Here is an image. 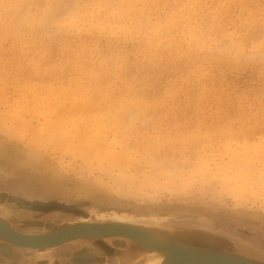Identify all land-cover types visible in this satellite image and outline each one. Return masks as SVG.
Returning <instances> with one entry per match:
<instances>
[{"label":"rangeland","instance_id":"obj_1","mask_svg":"<svg viewBox=\"0 0 264 264\" xmlns=\"http://www.w3.org/2000/svg\"><path fill=\"white\" fill-rule=\"evenodd\" d=\"M71 2L75 4V8L72 7L75 11L69 13ZM64 5H61L63 9L60 6V12L67 7V14L59 12L52 20L48 18L43 22L52 8L53 12L57 9L53 0H0V140L7 146L0 149V205L7 211L12 225L17 230L38 231L41 227L64 225L66 221L63 219H72L90 210L107 212L120 208L128 212L126 208L129 206L118 203L115 195L107 191L115 185L111 178L96 169L93 159L94 163H90L95 169L89 168L87 163L85 165L77 153L73 156L79 158L72 159V151L60 154L41 149L46 157L43 160L62 158L66 164L70 161L77 165L74 164L76 168L71 177L59 174L70 183L66 189L36 193L41 188L40 179L45 170L21 161L18 152L26 142L9 133L14 131L13 127H18L14 120L11 124L12 115L41 111L40 106L39 109L37 106L31 108L33 103L28 87L44 85L41 95L47 93L49 96L52 89L57 91L60 86L77 83L82 86L89 81L88 85L95 89L121 90L135 103L140 100L143 107L148 104L154 107L143 112H116L111 115L107 112V99L100 98V103L106 106L103 109L104 105L100 104L99 114L92 113L95 117L92 114L79 115L84 122L96 117L97 122L106 121L105 128H112L115 124V129L127 137V150L139 161V167L127 165L125 168L133 182L123 185L132 196L131 199L126 197L131 203L143 202L138 204L144 210L154 208L152 210L162 217L184 220L187 224H195L199 220L212 221L218 229L264 250V191H259L254 185V193L245 188L247 193L239 195V191H244L233 190L239 182L238 177H232L236 171L233 169L222 178L223 175L213 165L217 157H221L219 153L228 155L227 149L243 141L252 146L255 144L254 148L260 144L264 147V0H69ZM18 17H23L20 18L21 26L14 25ZM72 21L82 25L79 31L72 29L69 23ZM174 22L181 24L177 27ZM86 27L89 30H84ZM117 27L123 28L125 34L115 32L119 29ZM154 34L158 36V45L161 44L157 50L150 44V35ZM164 39L172 44L170 49L166 48L169 44L164 46ZM181 39L187 46L183 45V53L175 44ZM234 48L240 54L239 63L236 62L238 56L231 54V58L229 55ZM185 49L190 51L189 54ZM234 59L236 61L232 63ZM125 64L128 69H124L126 74L123 73L122 77ZM31 116L35 121L39 117L38 121L43 120L42 115H37L38 118L36 114ZM141 118L143 121L139 128ZM35 121L32 120L34 124ZM236 141L239 142L236 144ZM226 142L232 143H228L231 148ZM225 145H228L227 149L223 148ZM153 147L157 156L156 153L154 156L155 150H151ZM222 149H226L225 153ZM197 151L199 153L194 156ZM215 151L219 152L218 156ZM162 153L164 155L160 157ZM224 155L218 159L221 165L231 157ZM177 158L182 161L177 162ZM186 159L189 163L185 162ZM200 160L201 164L197 163ZM175 163L185 167L179 168L180 171ZM170 164L177 168L171 169ZM207 165L209 167H205ZM175 169L177 174H182H175L178 179L172 173ZM115 170L114 174L118 172ZM200 171L207 172L203 179L197 177ZM147 172L152 173L151 176ZM184 172L192 179L185 182ZM146 175L149 188L143 177ZM135 178L142 180L143 185ZM154 181L155 185L152 184ZM103 182L112 186H105ZM32 189L36 192L33 193ZM52 203H60V207L66 209L41 211L31 206ZM36 227L38 229H34ZM89 241L79 246L78 240L69 241L46 253H32L14 246L5 251L1 249L0 264H89L98 258L104 260L105 257L99 253L94 255L88 244L105 240L100 239L98 243ZM111 242L115 244L117 241ZM63 247L69 250L66 252ZM86 253L91 256L84 257Z\"/></svg>","mask_w":264,"mask_h":264},{"label":"bare ground","instance_id":"obj_2","mask_svg":"<svg viewBox=\"0 0 264 264\" xmlns=\"http://www.w3.org/2000/svg\"><path fill=\"white\" fill-rule=\"evenodd\" d=\"M53 1H54V3L57 4V6L55 7L57 9L53 12L54 8H52L53 10L50 12L48 17L45 16L42 19L43 22L46 20L48 21V18L51 19V18H54L53 16L59 15V12L61 11L60 6L67 3L69 0H53ZM68 4H70V3H68ZM68 4H66V5L68 6ZM72 4H70L71 8H69L70 6L68 7L69 13H72L75 11L73 9V8H75V4H73V6H72ZM63 7H65V5ZM61 8H62V6H61ZM66 9H67V7H66ZM66 9H65V11L63 10L62 12H65L67 14L66 11L68 9L67 10ZM62 12H60V13H62ZM65 13H64V15H65ZM20 18L23 19V17H18L16 19V21H14L15 26H21V24H20L21 19ZM69 23H70V26L72 27L73 30L79 31L81 29V26H82L81 24H77V22H73V21L69 22ZM174 23H176V22H174ZM180 24L181 23H179L178 25H180ZM176 25H177V23H176ZM178 25H177V27H178ZM39 26H41V24H39ZM33 28L35 29V27H33ZM117 28H119V29L115 30V32H121V33L125 34V30L123 28H121V27H117ZM145 28H146V26H145ZM87 29L89 30L88 27H86L84 30H87ZM177 30H178V28H177ZM195 33H198V32L195 31ZM198 34H200V33H198ZM150 36L152 39V41H150V44L153 46V48H155L157 50L158 46L159 45L161 46V44L158 45V42H159L158 36L156 34L150 35ZM197 36H199V35H197ZM189 38H192V37H189ZM164 41H165V39H164ZM181 41L184 42L182 39L177 41V42H181ZM174 42H173V44H174ZM177 42L175 44L180 46V47L178 46L177 49H179V51H182V53H183L184 52L183 45H184V47L187 48V46L185 45V42H184V44H181L182 42L180 44H177ZM169 43L170 42L165 41L164 46L166 47L167 44H169ZM175 44H174V46H175ZM170 45H172V44H169L168 47H166V48L170 49L169 48ZM192 45H193V43H192ZM160 46H159V48H160ZM165 47H164V49H165ZM171 47H173V46H171ZM218 48H220V47H218ZM236 49H239V48H236ZM162 50H163V48H161L160 52H162ZM185 50H187L186 53L188 52V54H189L190 51H188V49H185ZM166 51L167 50H165V52ZM160 52H159V54H160ZM159 54L157 53V55H159ZM231 54L232 55L234 54L233 56L236 58L238 55H240V54H238V52L236 53L235 48H234V51L232 49V52L229 53L230 57L232 56ZM206 56L208 57V55H206ZM245 56H248V55L246 54ZM192 57H193V55H192ZM240 58H241V56H240ZM238 59H239V56L237 58V61L234 59V60H232V63H233V61L238 62L239 61ZM125 68L128 69L127 64H125L124 67L122 68L123 72H122V70H119V73L122 72L121 74H123V73L126 74L125 70H124ZM96 69H98V68H96ZM124 74L121 76L123 77ZM84 78H86V77H84ZM109 80L110 79L106 80V82ZM87 82L88 83H86V85L84 84L82 86H79L78 83L76 85H68L66 87L60 86L57 91L52 89V92L49 94V96L47 95V93H45L47 96L41 95L42 94L41 92H44L43 91L44 85L43 86L32 85L31 87H28L29 96L31 97V102L33 103V106L31 105V108L32 107L34 108L36 106L37 107L40 106L41 111H40V113L32 111L33 113L30 112L31 113L30 115L26 114L25 112L12 115V116H14L13 117L14 119L11 120V124H12V121L14 120L13 122L14 123L17 122L16 125L18 127L20 125L21 128H18V127L16 128V126H15V127H13L14 131L11 132L12 130L11 131L9 130L10 131L9 133L15 135L16 139H19L21 141L26 142V145H23L22 146L23 148H21L18 152V156L21 158V161L25 162L24 164H29L31 166L32 165H38V168L40 167L41 169L45 170V172H44L45 175L42 174L43 177H42V179H40L41 180V188H38L37 192H36V189H32L33 193L36 192V193L45 194L43 192L44 190H45V192H47L50 190L53 191V190L59 189L62 191L64 189H66V186L70 183L67 182V180L65 178L62 179L61 175H59V174L63 173L65 176L67 175V176L71 177V174L74 173V171H73L74 168H76V166L74 165L76 163H72V162L68 161L66 164V162H64V160L62 158H58V159L50 158V160H48V159L43 160L46 157L43 156L44 153L42 152V150L44 152H46V150L47 151L50 150L53 153H57V151H58L60 154H63L65 151L66 152L72 151V159L76 158L79 155V157L82 158V159L80 158V160L81 161L84 160L83 163L85 165L87 163L89 168L94 163L92 161V159H93L97 165L96 169H99L101 172L104 171L107 174V176L109 178H111V180L113 181L112 183L115 184L112 189L108 188L107 191L115 195V200L118 203L121 202V205L129 206V208H126V210L128 212L122 211V210H120V208L119 209H110L107 212L90 210V212H86V214H80L79 216H76L75 218L66 219V220L63 219L64 221H66V223L64 225L67 224V225L72 226V227H75L76 225H83V224H95V225H97V228L100 230V229L105 228V226H108V227L127 226L128 228L131 229V231L132 230L134 231V233L132 235H130L129 237L128 236H121V235L120 236H112V237L111 236L110 237H93L92 234H88L91 232H84L81 236H79L77 238V240L79 241V243H77L78 246L83 245V243H85V241H87V240H90L89 242L98 243V240H100V239L107 240L109 238H114V237L117 238V242L115 244H111L110 242L106 243V241H100L101 243H98V244H93V245L91 244L90 245L91 250H93L94 247L97 245V246H102L103 250H105V249L108 250L110 247H112L110 250L112 251V253H113V251L115 253L105 254V255H103L105 257L104 260H102V258H98V259L93 260L89 264H169L171 262V258L174 259V257H173L174 255H177L178 253H184L188 249L191 250L193 248H196V246L193 243H195L196 245H202V244L204 245L203 242L209 241L210 243L208 242L209 244L207 243L206 245H208V246L213 245L214 248L217 250L225 247V246L219 247L218 245H216V244H219L221 241L220 242L218 241V243L216 241L213 242L214 236L208 234L210 232L208 228L204 229V231L193 230L191 228H188L186 225H181V224L175 223L174 219H172V218H169V217L166 218L164 216L162 217L160 214L155 213L154 212L155 210L154 211L152 210L154 208H151L149 210H147L148 209L147 208L146 210H144L145 208L140 207V205L138 204V203H143V202L135 200V202L137 201L138 203L133 204L128 200V198H126V197H130V199H131L132 196H129V191L125 190V187L123 186L124 184H127V182L130 181L129 173H127V170L125 168L127 165H131L134 168L139 167L138 166L139 161H137V159L129 152V150H127V137L124 134H120L121 131L119 132L118 129H115V124H114V127L112 126V128L111 127L109 128L108 126L105 128L104 126H106V125H104V123H106V121H104V123L101 121L97 122L98 121L96 119L97 117L94 118L95 116L92 113H96V112L100 111V109L104 105V103H102L103 105L100 103V100H99L100 98L107 99L106 101H108V105H109V109L107 110V112L111 113V115H112V113H116V112H119V113H124L127 111H133V112H141L142 111L143 112L144 110H151L150 108L153 109L154 107L151 106L150 104L143 107L140 100L138 101V103H135L133 100L128 98L129 96L126 97L125 95H123L121 90L111 89V90H109L110 92L107 90H99V89H95L92 86H89L88 85L89 81H87ZM77 85H78V87H76ZM90 85H91V81H90ZM41 89H43V90L41 91ZM130 92H132V90ZM57 93L60 94V96H57ZM139 94L140 93H138L137 96H139ZM106 101H105V103H107ZM140 103H141V105H140ZM100 104L102 106H100ZM105 106L106 105L103 106V109L105 108ZM37 109H39V107ZM26 111L28 112V110H26ZM37 111H39V110H37ZM99 113L100 112H98L97 114H99ZM32 114H36V117H37V115L38 116L42 115L43 120L38 121V119L40 117L39 118L37 117L38 119H37V121H35L34 119H32V117H33V116H31ZM87 114H89V116H90V114H92L94 116L93 117L94 119L88 118V119H90V120H88L86 118L87 117L86 116L85 118L87 119V122L81 121L82 119H81V117H79V115L83 117L84 115H87ZM27 116L29 118H27ZM132 116L134 117L133 114H132ZM78 117H79V119H78ZM100 117H98V118L100 119ZM130 118H131V114H130ZM16 119H17V121H15ZM31 119L33 121H35L36 124H34ZM127 120L129 121V119H126V121ZM142 121H143V119L141 118V120L139 121L140 123H138V125L140 126L139 128H141ZM82 122H83V124H82ZM107 124L109 125V121H107ZM111 124H112V122H111ZM111 124H110V126H111ZM121 126H123V125H121ZM118 128H119V126H118ZM120 129H121V127H120ZM10 136H12V135H10ZM238 138L240 139L241 137H238ZM227 139H228V137H227ZM229 139H231V138H229ZM159 140L160 139H158L157 142ZM165 140H167V139H165ZM239 141H241V139ZM238 142L236 141V144ZM244 142L245 141H243V143H241V144L238 143L237 146L233 147V148L230 147V145L232 143L230 144L228 142L230 144L229 145L226 142L229 146L225 145V146H223V148L226 146H228V148L229 147L231 148L229 150L226 147L227 151H229L228 155L231 156V157L229 156L230 157L229 161L226 160V164L221 165V163H219L220 161L218 159H221V157H223L224 154L222 155V153L215 151V152H217L216 153L217 156L219 154H221V157L219 155L218 156L219 158L217 157V161L215 162V164H213L216 166L217 171L220 172L221 175H223L222 178L224 177V175L228 174L230 171L231 172L236 171V172L232 173L233 175L232 174L231 175H232V177H235V178L238 177L237 181H239L236 186L235 185L233 186V190L238 191V189H242V191H244V192L239 191V193H238L239 195L245 194V191L247 193V190H244L245 188L246 189L250 188V190H252V192H253V190L256 189L255 186H258L257 189H259V191H264V147L261 146V144L259 143L260 146H256L254 148L255 144H254V146H252L249 143H246V142L244 143ZM146 143H148V142H146ZM0 144H1L0 149L2 148V146L7 148V146H5V144L3 143V140H0ZM157 144L158 143H156V145ZM236 144H234V145H236ZM161 146H163V144ZM221 147H222V145H221ZM138 148L140 149V147H138ZM161 148H158V149H161ZM151 150L152 151L155 150V147H153V149H151ZM225 150L222 149L223 153H225L224 152ZM160 151L161 150H159V152ZM219 151L221 152L220 149H219ZM74 153H77L76 157H74L75 155L73 156ZM135 153L138 154V152H136V151H135ZM155 153H156V150L154 151V156H155ZM196 153H199V151L195 152L194 156ZM0 154H2V153H0ZM161 155L163 156L164 153L160 154V157H162ZM228 155H224V156H228ZM156 156H157V153H156ZM197 156H199V155H197ZM79 157H77V158H79ZM202 157H200V159H204ZM178 158H180V157H178ZM223 158H222V160L224 162ZM182 159H183V157H182ZM179 160L180 159H178L177 162ZM197 160H198V158H197ZM90 161L93 163H90ZM181 161L182 160H180V162ZM187 161L188 160L186 159L185 162H187ZM74 162H77V161H74ZM200 162H201V160L198 161L197 163H200ZM204 162H205V160H204ZM163 163L166 164V162H163ZM187 163H189V162H187ZM18 164H19V162H18ZM165 164L163 165V167L165 166ZM175 164H177V163H175ZM175 164H174V166H172L170 164L171 169L176 167ZM192 164H194V163H192ZM206 164L207 163H204V165H206ZM80 165H79V168H80ZM170 165L168 167L169 169H170ZM184 165H186V163ZM177 166H178V169L181 168L178 164H177ZM65 167L67 168L66 170L64 169ZM184 167H182V168H184ZM205 167H209V166L207 165ZM114 168H116V170H118V172L116 174H114ZM158 168H160V167H158ZM202 168L205 169L204 166ZM92 169H95V168L92 166ZM140 169L138 171H140ZM181 169H179V170L181 171ZM0 170H2L1 167H0ZM33 170L35 171V169H33ZM84 170H86V167ZM88 170H90V169H88ZM132 170H133V168H132ZM152 170H150V171H152ZM104 172H103V174H104ZM148 172H147V174H150ZM185 172H184V176L187 177V175H185ZM137 173H139V172H137ZM158 173H160V171L157 172V174ZM172 173L174 174V177L177 178V176L175 175V174H177L176 169ZM151 174H150V176H151ZM171 174L168 176H171ZM178 174L182 175L181 173H178ZM193 174H192V176H193ZM197 174H198V176L196 175L197 177L203 179L204 175H207V172L202 173V171H200V173L197 172ZM23 175H24V173H23ZM154 175H156V174L154 173ZM190 175H189V177H190ZM196 176L194 175V177H196ZM108 177L106 179H109ZM143 177L147 180V184H146V186H147L148 185V179L146 178L147 175L143 176ZM229 177H231V176H229ZM226 178L227 177H225V179ZM235 178H233V179L235 180ZM98 179H102V177L98 176ZM98 179L96 181H98ZM141 179H142V177H141ZM174 179H172V180H174ZM187 179H189V178L187 177L186 179H184L185 182H187L186 181ZM191 179H189V180H191ZM103 180L104 179H102V181ZM138 180H140V179H138ZM163 180H166V178ZM167 180H169V179H167ZM135 181H137L136 178H135ZM141 181L142 180L137 181V183H141ZM151 181H149L150 184H151ZM155 181L152 184H154ZM159 181H161V180H159ZM232 182H234V181L232 180ZM104 183L105 182H103V184ZM130 183H133L132 180L130 181ZM234 183H236V182H234ZM141 184L143 185V183H141ZM109 185H111V184L109 183ZM109 185L107 184L105 186L109 187ZM135 185L136 184H134V188H135ZM184 186L185 185H183V187ZM254 187H255V189H254ZM147 188H149V187L147 186ZM228 188H230V186ZM137 189H138V187H137ZM150 189H151V187H150ZM248 192H251V191H248ZM180 195H182V194H180ZM124 199H127L128 201L124 200ZM89 202H90V200H89ZM104 202H105V200H104ZM6 212L7 211H5L0 205V229L4 225H10V226H12V228L16 232H18L20 234L41 235V234H47L48 232H50L54 228V227L50 226V227H44V228L41 227V228H39L38 231H31L29 229L17 230L12 225V221ZM162 214H164V213H162ZM34 229H38V228L36 227ZM198 234L201 235L202 237L198 236ZM87 236H89V237H87ZM208 237H210L211 240L208 239ZM72 241H75V240H72ZM67 243H69V242H66L64 244H67ZM109 244H110V247H108ZM8 246H10L9 248L13 247V245L9 244L7 241L2 240V243L0 244V250L4 249V248L8 249ZM65 246H69V245H65ZM55 247H58V246H55ZM55 247H50V248H46V249H37V250H33V251L31 250V252L32 253H46V251H50V250L54 249ZM63 248L65 249L66 252L69 250L68 247H63ZM237 250H238L239 254L243 255V259L245 261L264 263V254L261 253V251H259L258 249L254 248V247L246 246L244 244H238ZM178 251H180V252H178ZM115 254H116V256H115ZM89 256H91V254L88 255V253H86L84 255V257H86V258H88ZM82 258H83V256H82Z\"/></svg>","mask_w":264,"mask_h":264},{"label":"water","instance_id":"obj_3","mask_svg":"<svg viewBox=\"0 0 264 264\" xmlns=\"http://www.w3.org/2000/svg\"><path fill=\"white\" fill-rule=\"evenodd\" d=\"M174 222L181 225H186L188 228H191L193 230L204 231V229L208 228L210 231L208 234L214 236L213 242L216 241L218 243V241H221L219 244L216 245H218L219 247H225L217 250L214 248L213 245H206L209 241L203 242L204 245H196L195 243H193L196 248H193L191 250L188 249L184 253H178L177 255H174V259L171 258V262L169 264H264L260 262L245 261L243 259V255L239 254L237 246L238 244H244L246 246L254 247L261 251V253L263 254L264 250L255 247L243 240L237 239L229 235L228 233L218 229L214 226L212 221L199 220L196 221L195 224H187L188 222L184 220H174ZM84 232H91L88 234H92L93 237H112L120 235L129 237L134 233V231H131V229L127 226H105V228L99 230L97 228V225L95 224L76 225L75 227L66 224L54 227L47 234L24 235L16 232L12 228V226L4 225L0 229V240L7 241L14 247L33 251L37 249H46L55 246L59 247L66 242L77 240V238L81 236ZM198 236L201 235L198 234ZM208 239L211 240L210 237H208ZM9 247L10 246H8V249H10ZM2 250L5 251L7 249L4 248Z\"/></svg>","mask_w":264,"mask_h":264},{"label":"flooded vegetation","instance_id":"obj_4","mask_svg":"<svg viewBox=\"0 0 264 264\" xmlns=\"http://www.w3.org/2000/svg\"><path fill=\"white\" fill-rule=\"evenodd\" d=\"M60 203H52V204H42V205H37V206H35L34 204L33 205H31L32 206V208H36V209H38V210H41V211H45L46 209H66V208H64L63 206H61L60 207V205H59ZM62 205V204H61ZM68 210H70V211H73L74 209H68ZM72 213H74V212H72ZM107 240H109L110 242L111 241H117V238H109V239H107ZM106 241V240H105ZM109 241H106V243H109ZM112 243V242H111ZM92 243H90L89 245H91ZM108 247H110V245H108ZM112 247H110L108 250H103V247L102 246H95L94 247V249L96 250H94L93 249V251H92V253L94 254V255H96L97 253H99L101 256H103V255H105V254H110V253H112V251L110 250ZM90 257V256H89Z\"/></svg>","mask_w":264,"mask_h":264}]
</instances>
